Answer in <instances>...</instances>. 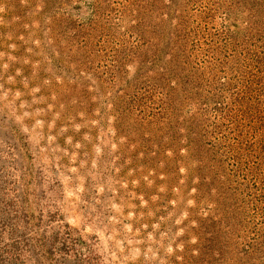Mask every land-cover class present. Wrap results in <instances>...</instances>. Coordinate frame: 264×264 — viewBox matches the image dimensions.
Masks as SVG:
<instances>
[{
	"label": "rangeland",
	"instance_id": "obj_1",
	"mask_svg": "<svg viewBox=\"0 0 264 264\" xmlns=\"http://www.w3.org/2000/svg\"><path fill=\"white\" fill-rule=\"evenodd\" d=\"M0 264H264V0H0Z\"/></svg>",
	"mask_w": 264,
	"mask_h": 264
}]
</instances>
